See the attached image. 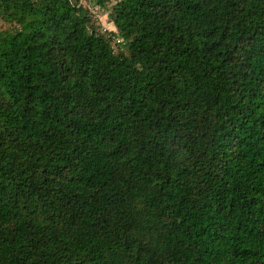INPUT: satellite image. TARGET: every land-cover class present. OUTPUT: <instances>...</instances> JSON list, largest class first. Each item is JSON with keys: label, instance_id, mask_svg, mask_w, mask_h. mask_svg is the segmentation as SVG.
<instances>
[{"label": "trees", "instance_id": "1", "mask_svg": "<svg viewBox=\"0 0 264 264\" xmlns=\"http://www.w3.org/2000/svg\"><path fill=\"white\" fill-rule=\"evenodd\" d=\"M81 1L0 0V264H264V0Z\"/></svg>", "mask_w": 264, "mask_h": 264}, {"label": "rangeland", "instance_id": "2", "mask_svg": "<svg viewBox=\"0 0 264 264\" xmlns=\"http://www.w3.org/2000/svg\"><path fill=\"white\" fill-rule=\"evenodd\" d=\"M113 3H114V0L112 1V4ZM81 4L84 5L87 8L90 6L89 5V2L86 1V0H82L81 1ZM110 7H111V5H110ZM106 17H107L106 14L105 15H101V17H100V23H103V25H104V27L106 29H113L112 25L109 24V22H108V20H107ZM9 28H10V25L9 24H7V23H5L3 21H0V30H3L4 31V30H7Z\"/></svg>", "mask_w": 264, "mask_h": 264}]
</instances>
